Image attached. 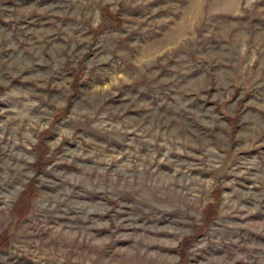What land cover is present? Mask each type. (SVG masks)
<instances>
[{"label":"rangeland","instance_id":"obj_1","mask_svg":"<svg viewBox=\"0 0 264 264\" xmlns=\"http://www.w3.org/2000/svg\"><path fill=\"white\" fill-rule=\"evenodd\" d=\"M0 264H264V0H0Z\"/></svg>","mask_w":264,"mask_h":264},{"label":"trees","instance_id":"obj_2","mask_svg":"<svg viewBox=\"0 0 264 264\" xmlns=\"http://www.w3.org/2000/svg\"><path fill=\"white\" fill-rule=\"evenodd\" d=\"M108 15H109L110 17H111V16L113 17V18L111 17V19H112L113 21L120 22V21H119V18H118L116 15H114V14H112V13H110V12H108ZM183 251H184V250H183Z\"/></svg>","mask_w":264,"mask_h":264}]
</instances>
